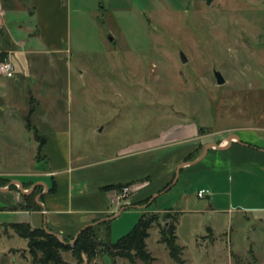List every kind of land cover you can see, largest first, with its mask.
Instances as JSON below:
<instances>
[{
	"label": "rangeland",
	"instance_id": "rangeland-1",
	"mask_svg": "<svg viewBox=\"0 0 264 264\" xmlns=\"http://www.w3.org/2000/svg\"><path fill=\"white\" fill-rule=\"evenodd\" d=\"M69 7L64 49L46 53L41 47L36 52L38 48L27 45L36 35L32 0H0V63L7 51L18 50L14 76L25 78L0 74V119L17 122L0 124V177L16 183L15 190L10 183L1 188L18 194L21 204L23 194L32 193V182L24 186L22 174L44 161L38 153L43 141L39 115L67 125L72 158L81 153L85 162L186 124L205 133L231 136L243 131L264 139V0H70ZM215 72L224 85H218ZM171 196L180 201V195ZM188 199L189 204L180 202V210L199 202L195 188ZM252 215L236 210L232 233L222 235L224 243L233 242L234 264H264V226L246 223L245 217ZM18 218L0 214V224L17 223ZM136 222H112L111 241L130 232ZM186 228L184 237L189 235ZM221 229L218 223L219 233ZM2 233L0 227V251L27 248L26 240L15 235L8 240ZM158 240L154 227L147 248L157 264H175ZM184 241L182 257L187 260L192 248ZM63 259L77 264L70 254ZM92 264L143 263L112 262L104 255Z\"/></svg>",
	"mask_w": 264,
	"mask_h": 264
},
{
	"label": "crops",
	"instance_id": "crops-1",
	"mask_svg": "<svg viewBox=\"0 0 264 264\" xmlns=\"http://www.w3.org/2000/svg\"><path fill=\"white\" fill-rule=\"evenodd\" d=\"M32 3L36 35L29 37L27 45L38 48L36 52H41V47L46 48V53L62 51L68 39L70 0H32ZM7 52L5 59L14 64L18 50ZM25 76L30 78V75ZM14 77L25 79L20 74ZM49 117H36L41 124H37V130L43 139L40 159L44 161L39 167L36 162L31 172L22 174L25 178L21 180L25 184L32 182L31 192L37 187L40 189L35 198L40 209L10 211L8 208L21 204V197L2 188L1 215H19L18 223H27L33 229H47L63 240L75 238L90 226L110 222L112 232L114 221L122 223L129 219L133 225L143 212L171 209L180 213L176 233L183 254L185 239L192 248L189 259H183L185 264H234L233 256L237 253L233 242L230 239L224 243L222 235L232 233L230 227L236 210L253 214L245 217L246 223L264 226V139L257 140L243 131L231 136L220 131L200 133L201 127L186 124L125 147L117 154L85 162L81 153L72 158V133L67 125H60ZM47 120L51 121L49 126L44 125ZM16 123L0 119L2 125ZM40 126L45 129L41 130ZM178 169L179 177L174 182ZM14 182L10 185H16ZM126 184H130L131 193L125 205L117 200V190H104ZM52 186L54 191L49 192ZM194 188L199 202L193 209L180 210V202L189 204L188 195ZM200 190L207 191L204 198L198 197ZM171 195H180V201ZM148 198H151L149 204L156 199L151 206L137 205ZM191 217L193 219L186 222L185 219ZM218 223H222V233L218 231ZM183 227L189 230L186 237L181 233ZM18 250L26 251V248H3L0 251L2 263L30 264L28 255H21Z\"/></svg>",
	"mask_w": 264,
	"mask_h": 264
},
{
	"label": "trees",
	"instance_id": "trees-1",
	"mask_svg": "<svg viewBox=\"0 0 264 264\" xmlns=\"http://www.w3.org/2000/svg\"><path fill=\"white\" fill-rule=\"evenodd\" d=\"M211 3L212 0H205ZM6 55L3 57L4 60ZM203 133L202 128L199 129ZM42 143L38 148L41 151ZM38 156V155H37ZM3 179V178H2ZM0 177V188L9 186L8 179L2 180ZM7 181V182H6ZM9 181V182H8ZM29 184H24L28 186ZM130 184L105 187L104 190H120ZM28 188V187H26ZM10 190H15L16 186L10 185ZM166 189V188H165ZM40 190L38 187L29 195H23V204L8 208L10 211H37L40 209L35 202ZM54 191L52 186L49 192ZM156 199L151 201L148 198L137 205L140 207L151 206ZM180 213L166 210L163 214L143 212L133 228L127 234L121 236L116 242L110 239V222L97 226H90L80 232L75 243L74 238L59 239L47 229H33L27 223H5L1 224L2 236L11 239L13 235L18 236L27 242L26 251L30 264H66L63 254H70L77 264H92L98 257L108 256L112 262L116 259L127 260L130 263L140 261L143 264H155L156 259L147 249L146 241L150 237V230L154 227L159 229L160 243L164 244L168 250L170 258L175 264H185L183 260V248L177 241V226ZM85 257V258H84Z\"/></svg>",
	"mask_w": 264,
	"mask_h": 264
},
{
	"label": "built area",
	"instance_id": "built-area-1",
	"mask_svg": "<svg viewBox=\"0 0 264 264\" xmlns=\"http://www.w3.org/2000/svg\"><path fill=\"white\" fill-rule=\"evenodd\" d=\"M14 71H15V66L10 59H4L3 61H1L0 74L5 76L6 78H13ZM130 193H131L130 186L122 187L120 190H117V200H119V202H122V204L125 205L123 201ZM206 194H207L206 190H200L198 192V197L204 198Z\"/></svg>",
	"mask_w": 264,
	"mask_h": 264
},
{
	"label": "water",
	"instance_id": "water-1",
	"mask_svg": "<svg viewBox=\"0 0 264 264\" xmlns=\"http://www.w3.org/2000/svg\"><path fill=\"white\" fill-rule=\"evenodd\" d=\"M181 57H182V60H183V62H186V58H185V56L184 55H181ZM215 78H216V80H217V83H218V85H224L225 84V79L222 77V75L219 73V72H215ZM181 169V168H180ZM180 169H178L177 170V172H176V176H175V180H174V182H176L177 180H178V177H179V173H180ZM6 189H8V188H6ZM0 190H2V188H0ZM77 238H78V236H76L75 238H74V240L72 241V243H75L76 242V240H77Z\"/></svg>",
	"mask_w": 264,
	"mask_h": 264
}]
</instances>
